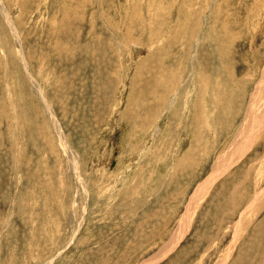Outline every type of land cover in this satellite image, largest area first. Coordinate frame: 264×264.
<instances>
[{
    "label": "rangeland",
    "instance_id": "1",
    "mask_svg": "<svg viewBox=\"0 0 264 264\" xmlns=\"http://www.w3.org/2000/svg\"><path fill=\"white\" fill-rule=\"evenodd\" d=\"M0 3V264H264V0Z\"/></svg>",
    "mask_w": 264,
    "mask_h": 264
},
{
    "label": "bare ground",
    "instance_id": "2",
    "mask_svg": "<svg viewBox=\"0 0 264 264\" xmlns=\"http://www.w3.org/2000/svg\"><path fill=\"white\" fill-rule=\"evenodd\" d=\"M0 5H1V3H0ZM1 10H2V9H1ZM5 10H6V9H5ZM4 15H5V14H4ZM8 19H9V18H8ZM8 19H7L6 16L3 17V21H8L9 23H11V20L9 21ZM9 27H10L11 30H12V31L10 30L11 32H13L14 34H17L18 31L16 32L14 29H12L11 24L9 25ZM151 32H152V31H151ZM10 34H11V33H10ZM16 36H17V35H16ZM160 36H161V35H160ZM150 38H151V37H150ZM152 38H153V37H152ZM17 39H18V38H17ZM132 44H134V43H132ZM39 88H40V87H39ZM252 112H253V111H252ZM252 112L249 111L248 114L246 113V114L248 115V117H247L248 119L251 118ZM247 118H246V121L248 120ZM245 126H246V125H245ZM210 128H211V127H210ZM209 131H210V130H209ZM241 131H242V130H241ZM58 133H59V134H58V135H59L58 137L60 138L61 142H65V138H63V135L60 133V131H58ZM242 135H243V133H242ZM238 138H239V137H238ZM250 140H251V139H250ZM243 142H244V141H243ZM243 142H242V144H243ZM248 142H250V141L248 140ZM244 144H245V143H244ZM232 146H233V144H232ZM242 146H244V145H242ZM233 148L239 149V148L234 147V146H233ZM241 148H242V147H241ZM67 149H68V148H67ZM243 149H244V147H243ZM241 150H242V149H241ZM68 151H70V150H68ZM233 152H234V151H233ZM236 152H237V151H236ZM72 153H73V152H72ZM238 154H239V153H238ZM68 159H69V158H68ZM75 161H76V160H75ZM71 163H72V162H71ZM75 164H76V163H75ZM74 167H75V166H74ZM75 168H76V167H75ZM223 168H224V167H223ZM219 171H220V170H219ZM221 172H222V171H221ZM72 173H73V172H72ZM213 178H215V176H213V177L209 178L208 180H206V181H205V184H204V182H203L202 186H201V184H200V185L197 187L195 193L193 194V196H192L191 199H190V203H191L192 201L195 200L196 192H197V191H201V192H199V193L201 194L202 191H204V190L206 189V187H208V185H210V182L213 180ZM206 179H207V178H206ZM212 182H213V181H212ZM197 193H198V192H197ZM197 196H198V195H197ZM187 216H188V212L186 213V217H187ZM180 225H181L182 228H184V226H183L182 223H180ZM179 227H180V226H179ZM179 227H178V228H179ZM179 230H180V229H179ZM167 245H168V244H167ZM167 245H166V246H167ZM165 248H166V247H165Z\"/></svg>",
    "mask_w": 264,
    "mask_h": 264
}]
</instances>
